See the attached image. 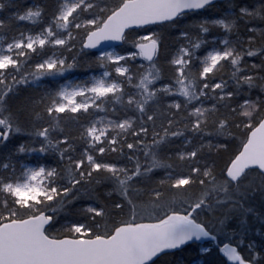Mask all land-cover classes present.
Segmentation results:
<instances>
[{
	"label": "snow or ice",
	"instance_id": "snow-or-ice-1",
	"mask_svg": "<svg viewBox=\"0 0 264 264\" xmlns=\"http://www.w3.org/2000/svg\"><path fill=\"white\" fill-rule=\"evenodd\" d=\"M0 264H264V0H0Z\"/></svg>",
	"mask_w": 264,
	"mask_h": 264
},
{
	"label": "trees",
	"instance_id": "trees-1",
	"mask_svg": "<svg viewBox=\"0 0 264 264\" xmlns=\"http://www.w3.org/2000/svg\"><path fill=\"white\" fill-rule=\"evenodd\" d=\"M17 2H18V3H21V4L23 5V4H25V3H32V0H17ZM13 11H14V9H13ZM21 25H22V26H30V25H28V22H21ZM221 31H222V30H221ZM77 75H79V74L77 73ZM249 222H250V224H251L253 227H259V226H260V225H259V222L256 221V220H253L251 217L249 218ZM256 239H259V238L257 237ZM214 252H216V255H220V254L218 253L217 250H214ZM191 259L193 260V262H195V261H197L198 259H200V257H197V256L194 254V252H193V254L191 255Z\"/></svg>",
	"mask_w": 264,
	"mask_h": 264
}]
</instances>
